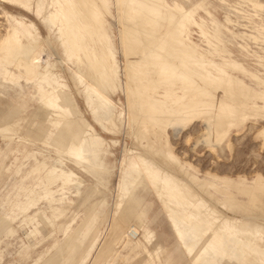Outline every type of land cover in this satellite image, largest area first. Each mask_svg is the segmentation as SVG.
<instances>
[{
  "label": "bare ground",
  "instance_id": "obj_1",
  "mask_svg": "<svg viewBox=\"0 0 264 264\" xmlns=\"http://www.w3.org/2000/svg\"><path fill=\"white\" fill-rule=\"evenodd\" d=\"M188 1L190 4L185 7L178 0H48L50 10L45 13L42 0H0L39 17L48 24L49 31L51 27L56 30L54 37L46 35V42L33 21L8 13L13 24L0 39V81L30 83L37 91L33 111H26L23 102V115L18 119L7 120L0 115V138L16 137L17 145L24 150L27 145L40 143L53 151L59 162L46 163L40 153L42 160L34 159L24 175L29 179H19L18 191L6 206L10 220L21 215V222L30 224L26 233L28 247L40 241L37 235L43 228L52 227L63 217L66 209L60 203H71L70 196L79 194L78 186L84 180L75 169L90 174L108 172L94 160L108 154L106 145L115 144V140L106 141L89 122L85 123V135L73 131L78 110L60 72L66 68L76 91L82 92L85 99L94 97L102 114L112 104L111 94L121 90L127 134L131 133L137 145H142L136 151L124 147L130 155L118 177L113 200V214L119 216L110 226L122 229L129 240L135 239L134 245L129 253L101 264H118L117 260L131 254L141 257L142 264H155L153 254L157 256L160 246L153 243L148 225L131 197L130 186L139 181L151 186L172 237L191 264H264V178L258 176L253 185L238 187L215 176L231 190L201 180L177 161L164 133L167 128L174 130L201 119L206 126L204 139L215 149L221 148L230 133L246 122H264V57L253 51L255 65L260 69L250 68L235 59L226 45L229 35L239 37L242 51L249 55L250 42L264 54V0L234 1L238 5L244 2L254 11L260 21L256 28L249 26L254 21L247 18L246 10L242 12L246 24L234 23L229 16L219 21L208 10V0ZM214 1L231 7L230 0ZM110 18L117 23L116 38L124 56V83L107 32ZM207 21L217 26L216 34L206 29ZM234 24L242 30L238 35L229 28ZM193 31L204 39L203 48L193 41ZM89 108L102 132L115 131L111 128L115 114L103 124L97 108ZM22 130L28 135H21ZM257 136L264 146V127ZM98 184L102 185L94 178L95 193L99 191ZM208 188L220 193L222 199ZM238 195L246 200H239ZM42 202L47 206H39ZM74 219L70 216L55 233L62 232L65 238ZM91 231L88 229L85 235L88 245L95 241ZM57 244L55 238L40 257ZM83 245L64 247L57 254L59 263H90L95 255L86 252L79 256ZM22 255L27 256L28 249Z\"/></svg>",
  "mask_w": 264,
  "mask_h": 264
},
{
  "label": "rangeland",
  "instance_id": "obj_2",
  "mask_svg": "<svg viewBox=\"0 0 264 264\" xmlns=\"http://www.w3.org/2000/svg\"><path fill=\"white\" fill-rule=\"evenodd\" d=\"M42 1L43 12L46 13L50 10L47 4L48 0ZM178 1L185 7L190 4L188 0ZM190 1L193 2L194 0ZM208 1L211 5L208 6V10H210L219 21H223L224 16H229L234 20V23L246 24L247 19L243 20L244 16L242 13L246 10L248 13V15H246L247 18L254 21L249 25L251 28H256V23L260 22L255 18L254 11L244 2H240V5H238L234 3L235 0H230L231 7H227L214 0ZM8 13L16 16L21 15L22 19L33 21L40 35H42L46 42H48L46 35L50 34L51 37H54L56 34L55 28L51 27L49 31L47 29L48 24L42 22L39 17L32 16L29 12L19 11L8 3L0 2V39L9 29L10 25L13 24V20L9 17ZM199 14L205 16L202 11H199ZM234 25V28L232 26H229V28L238 35L242 30H240L238 24ZM205 27L208 31L211 30L212 33L215 34L218 30L216 25H212L208 21ZM107 28L120 68V78L122 83H124L121 74L124 56L116 38L117 23L115 18L108 19ZM192 39L200 47H204L202 45L204 44V39L198 33H194L193 31ZM239 44H243L239 37H230L229 35V42H227L226 45L232 52L233 57L250 68L260 69L255 65L253 51L264 57L261 50L256 47L255 44L247 42V44L250 45L248 55L238 47ZM60 72L64 75V79L66 80V84L70 89V93L78 110L72 122L73 131L80 136L85 135V123L89 122L88 124L92 125L96 132L103 136L106 141L110 139L115 140V144L109 143V145L105 146L108 150L107 155H98L94 160L107 169L108 172L103 170L98 172L93 171L91 175L90 171L80 172L75 169L84 180L82 185L78 186L79 194L70 196L72 200L71 203L67 200L60 203L62 209H66L63 217L56 220L52 227L48 226L43 228L40 233L41 235H37V239L40 241L36 243L34 247H28L30 245L27 243L26 233L30 224L21 222V215L10 220L8 218L9 212L6 206L18 191L19 179L23 177L24 182L29 179L28 176L24 177V175L34 164V159L42 160L40 153L44 154L46 163L58 165L59 162L56 161V157H54L56 154L51 150L44 149L40 143L27 145L26 150H24L17 145L16 137L10 140L0 138V264H60L57 259V254L64 247H68L71 244H74L76 247L84 244L79 256L86 252L95 255L90 263L87 264H101L103 260L110 263L114 261L117 255L129 253L130 247L134 245L133 241L135 239L129 240L122 229L116 226L110 227L112 226L114 218L116 219V217L119 216L113 214L114 201L117 193V182L122 167H124L123 165L126 163L127 156L130 155V153L128 154L124 151V147L132 151H136V148L139 150L142 148V145H137V140H133L134 138L131 133L127 134L128 131L124 115V95L121 90L112 93L110 97L112 104H109L107 111L102 114L100 112V105L96 102L94 97L88 96L87 99H85L82 92L78 93L76 91L74 83L69 79V70L63 68ZM36 100L37 91L32 84L21 82L17 85L0 81V115L3 114L7 120H16L20 115H23V112L20 111V106L23 102H25L23 106L26 111H33L36 106ZM86 100L89 106L97 108L99 112H95L103 124L106 123V120L112 114L117 116V118L113 119L112 126H114H111L115 131L111 130V132L108 133L102 132L100 125L94 120ZM252 121L253 120H250V122H246L243 127L233 130L226 138L221 148L215 149L204 139L206 135V126H204L205 124L201 119L193 120L190 124H186L174 130L167 128L164 133L167 136V142L172 153L175 155L177 161L185 167L187 172L197 176L201 180L214 183L223 189L231 190L228 189L221 180L216 179L215 176L221 179L224 178L238 185V187L253 185L254 180L258 176L264 178V146L261 144L263 142L261 137L257 136L259 129L264 127V122L258 121L254 123V121ZM27 133L26 130L21 131V135H28ZM141 144H144V142L142 141ZM25 153H27V156ZM31 153H34V155L31 156ZM47 156H49L50 159H47ZM91 157H94V155L91 154ZM63 158H66V154H64ZM17 167L18 171L16 172L15 170ZM128 177H130L129 174L126 176V181H128ZM94 178H97L102 183V185H97L99 190L97 193L93 192ZM208 189L215 197L222 199L220 193L212 190V188ZM130 190L133 201L137 202V209L142 216L140 217L143 219V222L147 223L148 229L153 236V243H157L160 246L157 256H154L150 248V252L155 258H153L154 263L191 264L189 256L185 252L180 251V244L172 237V229L162 211L158 198L155 197L153 190H151V186L145 181H139L135 186H130ZM37 191H39V189H37ZM54 195L55 197L58 196L57 193H54ZM237 198L242 201L246 200L243 195H238ZM39 206H47V203L42 202ZM45 213L48 214L47 212ZM70 216L75 218L71 225L72 232L68 231L64 238L62 232L55 233V231L60 229L61 226L63 227V224L65 225L67 223ZM88 225V229L92 230L91 236L95 237V241L91 245H88V240L85 241V235L88 231L86 228ZM9 230H12V232L9 233ZM55 238L58 241L57 246L52 247L46 255L40 257L42 250L54 244ZM25 249H28L27 256L22 255ZM76 260L78 261L79 258L77 257ZM74 263L75 261L72 262V264ZM117 263L142 264L141 257H134L132 254L124 260H117Z\"/></svg>",
  "mask_w": 264,
  "mask_h": 264
}]
</instances>
